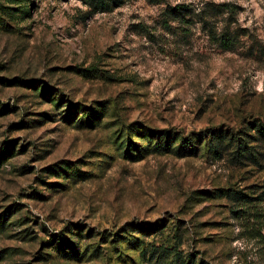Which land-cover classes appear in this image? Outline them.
<instances>
[{"label":"rangeland","instance_id":"obj_1","mask_svg":"<svg viewBox=\"0 0 264 264\" xmlns=\"http://www.w3.org/2000/svg\"><path fill=\"white\" fill-rule=\"evenodd\" d=\"M260 125L264 0H0V264H264Z\"/></svg>","mask_w":264,"mask_h":264},{"label":"trees","instance_id":"obj_2","mask_svg":"<svg viewBox=\"0 0 264 264\" xmlns=\"http://www.w3.org/2000/svg\"><path fill=\"white\" fill-rule=\"evenodd\" d=\"M94 1H96V2L99 4V6H100V8H101L102 10H110L111 7H112V3H114V4L116 5V4H119V2H121V0H94ZM222 132H223V131H219V132H216V133H215V134L220 133V134L218 135L219 139H217V140L214 139L212 145H210V146H211L210 149L213 150L215 153L218 152V149L220 148L222 142L224 141V140L221 138V136L224 137V136L222 135ZM241 132H244V131H238L237 133H233L232 136L230 137V141H232V142H233V141H237V142H238V143H237V146H238L237 154H238L239 156H241V157H244V158H247V159H248V158H250V157L253 156V152L250 150L251 147H248V145H247V140H243L242 137H239V136H238V134H240ZM258 132H259L261 135L264 136V128L262 127V125L259 126V128H258ZM244 133H245V132H244ZM235 137H236L237 139H236ZM185 142L187 143V144H186L187 147H189V145H193V143H190V141L185 140ZM189 143H190V144H189Z\"/></svg>","mask_w":264,"mask_h":264}]
</instances>
